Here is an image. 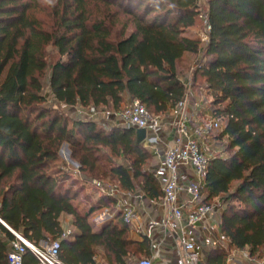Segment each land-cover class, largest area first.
Returning <instances> with one entry per match:
<instances>
[{"label":"trees","instance_id":"trees-1","mask_svg":"<svg viewBox=\"0 0 264 264\" xmlns=\"http://www.w3.org/2000/svg\"><path fill=\"white\" fill-rule=\"evenodd\" d=\"M114 9V11L112 10ZM201 15L199 0H0V220L31 243L59 240L62 219L76 230L62 240L65 264H133L151 255L147 242L129 238L114 201L100 196L80 209L72 175L61 168L66 142L81 170L98 176L108 150L110 176L123 191L161 196L150 172L152 153L134 129L71 123L46 106L117 111L125 98L165 115L186 95L179 64L197 56L201 41L187 37ZM123 16V19L120 18ZM211 27L205 63L192 77L213 97L224 119L227 157L209 166L204 203L221 208L220 231L236 249L264 250V0H207ZM55 104V103H54ZM71 126V127H69ZM114 159H121L116 163ZM70 182V183H69ZM98 194V192H97ZM106 209L114 220L94 231L89 221ZM15 240L0 222V264ZM213 250L207 264H225ZM24 264H37L31 251Z\"/></svg>","mask_w":264,"mask_h":264},{"label":"built area","instance_id":"built-area-1","mask_svg":"<svg viewBox=\"0 0 264 264\" xmlns=\"http://www.w3.org/2000/svg\"><path fill=\"white\" fill-rule=\"evenodd\" d=\"M211 27L206 23V32L201 42L207 44ZM79 113L83 114L78 106ZM201 104L191 93L167 114L154 115L138 100L122 104L117 111L87 108L92 121L105 120L104 128L144 129L143 146L152 153L150 170L158 181L161 196L148 198L143 193L123 191L101 180H93V188L100 196L114 201L115 213L122 216L128 228L129 238L147 242L151 255L136 259L133 264H207L213 250L227 253L225 264H264V250L253 255L248 248L236 249L220 231L221 208L217 202L204 203L203 190L212 161L217 157L211 136L223 131L224 119L214 112L197 116ZM77 109V108H76ZM112 125V126H111ZM211 140V141H210ZM228 145V138L222 139ZM107 214L111 212L106 210ZM114 218L112 213L109 215ZM14 235L8 264H24V256L31 251L37 264H65L60 259L62 240L74 236L64 229L59 240L31 243L21 234ZM95 264H106L101 256Z\"/></svg>","mask_w":264,"mask_h":264},{"label":"rangeland","instance_id":"rangeland-1","mask_svg":"<svg viewBox=\"0 0 264 264\" xmlns=\"http://www.w3.org/2000/svg\"><path fill=\"white\" fill-rule=\"evenodd\" d=\"M199 8L201 11V15L197 19V23L194 27L190 28L188 35L194 37L195 39L202 40L206 32V23H207V16H206V9H207V0H199ZM114 11V9H112ZM123 19V16H120ZM206 43L201 42V51L197 56H186L184 60H182L179 64V72L183 80L186 82L187 85V93H191L193 99L200 102L201 107L200 110L197 112V116L201 119L205 114L213 112V97L208 94L207 88L202 83L197 87L194 88L192 86V77L194 72L197 70L199 66H202L205 63L204 60V49ZM45 94L47 95V103L46 106L52 109H55L61 113H63L67 119L73 123L78 121H90L96 123L100 128H104L105 120L99 119L97 122L92 121L91 117L87 115V108L82 109L83 114L79 113V107H68L64 104H56L54 102L53 96L50 94L49 89L45 87ZM126 102V101H125ZM55 103V104H54ZM79 108V109H78ZM112 126V125H111ZM71 127V126H69ZM109 131V130H107ZM211 140L213 141V149L217 153L218 156L227 157L226 148L227 143L221 139V131L216 132L214 135L211 136ZM210 140V141H211ZM105 154L102 156V160L100 161V173L98 176H91L88 173L82 171L81 165L79 161L73 157L72 150L68 143L64 142L60 149H59V157L60 163L58 165L61 168H64L66 171L72 175L74 183L71 184L74 190L79 189V196L76 200V203L79 205L80 209H84L87 211L90 206L98 200L100 194H97V191L92 186L93 180H101L106 181L114 185L113 180H111L110 176L106 175V171H108L112 165L110 162V155L108 154V150H104ZM62 152V153H60ZM116 163L121 162V159H114ZM152 165H150V170ZM70 183V182H69ZM111 214V213H110ZM110 214H107L106 209L99 210L95 212L93 215L90 216L89 221L92 224L93 230L98 231L100 228L107 224L110 221H113L109 217ZM114 213H112V216ZM73 219L71 217H64L62 219V225L64 229L71 230L73 233L76 231L73 227ZM140 259V258H138Z\"/></svg>","mask_w":264,"mask_h":264},{"label":"water","instance_id":"water-1","mask_svg":"<svg viewBox=\"0 0 264 264\" xmlns=\"http://www.w3.org/2000/svg\"><path fill=\"white\" fill-rule=\"evenodd\" d=\"M136 134H137V142L138 144H142L144 139H145V136H146V132L144 129H139L136 131ZM62 153V152H60Z\"/></svg>","mask_w":264,"mask_h":264},{"label":"crops","instance_id":"crops-1","mask_svg":"<svg viewBox=\"0 0 264 264\" xmlns=\"http://www.w3.org/2000/svg\"><path fill=\"white\" fill-rule=\"evenodd\" d=\"M189 30H190V29H189ZM189 30L186 32L185 35H186L187 37H189V38H193V39H195L194 37H191V36L188 35ZM207 92H208L209 95H211L210 92H209L208 90H207ZM125 101H126V102L130 101L129 97H126V98H125ZM126 102H124V103H126ZM124 103H123V104H124ZM212 106H213V105H212ZM152 165H153V162H152ZM72 227H73V226H72ZM63 229H64V228H63ZM100 229H101V228H100ZM98 231H99V230H98ZM133 241H134V240H133Z\"/></svg>","mask_w":264,"mask_h":264},{"label":"clouds","instance_id":"clouds-1","mask_svg":"<svg viewBox=\"0 0 264 264\" xmlns=\"http://www.w3.org/2000/svg\"><path fill=\"white\" fill-rule=\"evenodd\" d=\"M49 3H52V0H48Z\"/></svg>","mask_w":264,"mask_h":264}]
</instances>
